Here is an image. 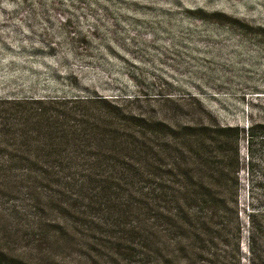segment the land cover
I'll return each instance as SVG.
<instances>
[{"label":"rangeland","instance_id":"obj_1","mask_svg":"<svg viewBox=\"0 0 264 264\" xmlns=\"http://www.w3.org/2000/svg\"><path fill=\"white\" fill-rule=\"evenodd\" d=\"M85 96L137 99L129 106L136 113L181 131L203 125L215 137L218 126L241 127L238 142L228 139V158L185 132L180 149L211 150L214 170H239L229 179L240 183L241 264H264V0H0V99ZM12 149L0 141V156ZM32 204L21 183L0 181V248L11 255L33 264H134L89 251L88 234L61 217L75 243L38 247ZM43 216L52 240L56 217L48 208ZM217 241L209 264H236V237Z\"/></svg>","mask_w":264,"mask_h":264},{"label":"trees","instance_id":"obj_2","mask_svg":"<svg viewBox=\"0 0 264 264\" xmlns=\"http://www.w3.org/2000/svg\"><path fill=\"white\" fill-rule=\"evenodd\" d=\"M118 99H0V141L13 148L0 156V181L21 183L33 196L38 215L30 225L37 224V246L66 250L75 243L69 225L57 221L61 217L88 234L89 251L112 259L209 264L226 233L236 237L241 264L240 183L229 179L239 170H214L211 150L184 152L180 138L185 132L207 147L215 143L228 158L229 137L238 142L243 129L218 126L215 137L203 125L181 131L136 113L129 106L137 99ZM192 130L201 132H186ZM253 130L247 139L251 159ZM47 208L56 217L52 240L44 227ZM0 264L33 262L0 248Z\"/></svg>","mask_w":264,"mask_h":264}]
</instances>
